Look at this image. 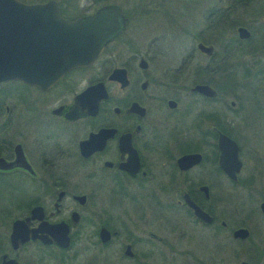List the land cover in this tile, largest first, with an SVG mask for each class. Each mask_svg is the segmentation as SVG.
<instances>
[{
    "label": "flooded vegetation",
    "instance_id": "flooded-vegetation-1",
    "mask_svg": "<svg viewBox=\"0 0 264 264\" xmlns=\"http://www.w3.org/2000/svg\"><path fill=\"white\" fill-rule=\"evenodd\" d=\"M54 1L68 20L116 5L125 27L91 64L70 69L46 89L18 80L0 83V158L13 162L17 151L23 163L0 170L8 206L20 211L12 220L28 218L29 229L52 225L68 242L34 239L12 249L11 220L0 235V264L3 254L15 264H201L202 231L212 247L217 235L225 236L229 264H264V242L250 243L249 211L243 202L237 213L229 207L234 186L253 187L264 179V157L250 139L258 129L244 124L241 133L229 120L235 106L240 115L248 102L253 112L264 108V0H216L209 15L224 30L227 54H215L214 41L195 37L199 54L177 57L121 54L116 43L128 18L119 0ZM234 11L249 16L251 25L235 19ZM239 27L247 37L238 35ZM197 43L211 46V53ZM198 85L213 95L194 89ZM219 133L237 145L241 168L235 180L219 167ZM236 135L250 139L249 165ZM193 154L197 161L185 159ZM186 197L208 221L194 215ZM239 228L247 236H234ZM27 247L37 253L21 261ZM209 258V264L218 262Z\"/></svg>",
    "mask_w": 264,
    "mask_h": 264
},
{
    "label": "water",
    "instance_id": "water-1",
    "mask_svg": "<svg viewBox=\"0 0 264 264\" xmlns=\"http://www.w3.org/2000/svg\"><path fill=\"white\" fill-rule=\"evenodd\" d=\"M125 27V17L116 5L99 7L92 14L68 20L61 16V10L54 0L40 3H25L19 0H0V83L18 80L28 85L46 89L62 75L74 67H85L93 62L104 45L120 34ZM243 38L248 33L242 27L237 29ZM196 48L210 54L212 47L201 43ZM196 90L213 95L206 86H195ZM218 164L231 179L241 168L235 141L221 133L218 134ZM21 153L16 151V159L6 162L0 158V170L21 166ZM197 161V154L185 156ZM204 190V187H202ZM186 203L194 215L208 221L205 212L194 205L187 197ZM264 213V202L259 205ZM34 208L29 218H34ZM28 218L11 221L9 243L17 249L28 240L38 239L42 243L56 241L67 245L66 233L57 235L53 226L41 224L36 229L27 227ZM246 228L233 232L234 236H247ZM56 236L62 237L57 239ZM1 255L2 264H15L13 259L6 260ZM248 264V263H241Z\"/></svg>",
    "mask_w": 264,
    "mask_h": 264
},
{
    "label": "rangeland",
    "instance_id": "rangeland-1",
    "mask_svg": "<svg viewBox=\"0 0 264 264\" xmlns=\"http://www.w3.org/2000/svg\"><path fill=\"white\" fill-rule=\"evenodd\" d=\"M24 1L36 2L44 0ZM58 1L63 3V5H65L64 3L68 4L70 2H66V0ZM71 1L73 2L74 0ZM76 1H79V4L83 2V0ZM119 2L123 4L122 7L128 18L125 32L120 38V41L116 43L117 47L122 51L121 54H169L171 57H177L179 54H199L194 48L195 41L193 38L195 37H200L205 41H214L216 44L214 45V49L216 50L215 54H227V41L224 38V34L220 38H216V34L212 33V27H206L204 29L208 25L204 21L206 18L210 19V16H212L208 12L215 10L216 0H119ZM234 18L246 25H251L249 16L241 14V11H234ZM207 21L210 24L213 23L211 19ZM259 35V32L255 30L254 39L258 40ZM217 75L215 78H219L218 80L222 83L220 80L221 75ZM218 80L214 79V84L219 83ZM218 107L222 112L226 111V107H221L220 105ZM253 107L254 105L251 102L244 104L240 115V106H235V113L234 115H229V120L233 121L231 124L232 130L239 125L237 131L240 132L241 130V133L244 132V129L241 128L244 127V124H250L258 129L256 136L250 139L258 146L264 157V108L259 106V112H253ZM239 117H241L240 120ZM237 135L235 139L241 148V158H244L247 165H249L245 150L248 146H251L249 143L250 139ZM244 152L246 154H243ZM245 174L246 169L244 168L240 171L239 176L243 179ZM8 195V191L5 190L3 184H0V235L7 232L10 221L20 213L18 208H13L11 205L8 206L9 202L7 198H10V195L9 197ZM231 198L232 202L229 207L233 212L237 213L243 208L249 211L248 217H246V223L251 233L250 243L257 244L264 242V221L258 210L259 201L264 200V179L258 183H254L253 187L247 186V188H242L234 186ZM242 202L243 208L239 205ZM217 236V247H212L209 243L210 236L202 231L200 240L203 261L201 264H209V261L204 260V257H210V255L212 258L209 259H218V262L216 260L217 263L214 262L213 264H229L226 259L229 258L228 255L231 254V250L227 248L228 245L224 244L225 241L223 239H225V236L221 234ZM210 249H213V252ZM36 250L35 247L25 248L20 254L21 261L30 259L29 256L37 253Z\"/></svg>",
    "mask_w": 264,
    "mask_h": 264
},
{
    "label": "trees",
    "instance_id": "trees-1",
    "mask_svg": "<svg viewBox=\"0 0 264 264\" xmlns=\"http://www.w3.org/2000/svg\"><path fill=\"white\" fill-rule=\"evenodd\" d=\"M244 1H250V0H244ZM212 12H215V11H210V12H208V14L209 13H212ZM218 12V11H217ZM216 12V13H217ZM205 20V19H204ZM207 20H209L208 18H206V20L204 21V23H208V25H206L205 26V28L204 29H206V27H209V28H211L212 27V33H214V34H216V38H220V36H222L223 35V32H224V30H223V32H221V26H219V24L216 22V21H213V23L212 24H210L209 23V21H207ZM210 24V25H209ZM218 24V25H217ZM216 26V27H215ZM203 40V39H202ZM203 41H205V40H203ZM1 179V178H0ZM1 184V183H0Z\"/></svg>",
    "mask_w": 264,
    "mask_h": 264
}]
</instances>
